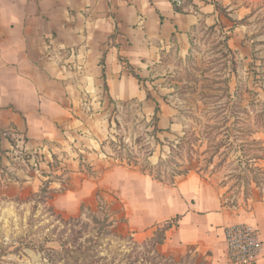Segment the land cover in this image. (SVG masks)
<instances>
[{
	"label": "crops",
	"instance_id": "1",
	"mask_svg": "<svg viewBox=\"0 0 264 264\" xmlns=\"http://www.w3.org/2000/svg\"><path fill=\"white\" fill-rule=\"evenodd\" d=\"M192 2L180 11L172 0H0V191H19L23 198L42 187L39 177H27L21 169L15 173L19 179L3 178V167L10 169L12 131L23 135L31 149L48 144L71 153L74 161L77 149L92 155L104 144L108 100L140 102L148 116L158 101V127L166 131L173 126L169 104L152 94L149 98L143 80L165 58L188 56L199 25L222 28L229 48L247 55L245 25L233 20L245 18L249 0ZM70 171L65 174L71 176L69 182L85 176L77 166ZM108 174L125 203L131 229L180 217L158 245L161 253L180 255L199 245L211 253L212 264H232L225 229L248 224L261 233L263 250L256 264H264V199L243 213L225 206L216 186L196 174L167 185L116 166L105 171L100 184L105 185ZM91 181L81 179L83 194ZM74 201L61 191L50 203L68 212Z\"/></svg>",
	"mask_w": 264,
	"mask_h": 264
},
{
	"label": "rangeland",
	"instance_id": "2",
	"mask_svg": "<svg viewBox=\"0 0 264 264\" xmlns=\"http://www.w3.org/2000/svg\"><path fill=\"white\" fill-rule=\"evenodd\" d=\"M247 3L250 11L243 18L246 33L242 41L247 55L227 50L222 28L211 31L199 25L188 56L165 58L149 80H143L145 89L169 104L173 126L166 131L155 130L153 116L145 114L140 102L108 100L106 138L92 155L77 149L73 161L71 153L50 147L40 163L9 157L10 169L3 167L2 171L5 180L19 179L15 173L21 169L27 177H39L41 186L48 185L51 194L55 193L54 198L66 191L75 201L63 212L50 202H37L38 193L20 198L19 191H0V264H56L51 262L52 254L69 239L68 220L81 216L82 204L84 216L100 207V216L109 213L118 220L102 242L100 255L107 258L105 262L113 261L118 253L115 264L141 257L151 239L163 237L168 223L177 218L159 227L131 229L127 208L115 193L110 174L104 179L106 186L99 183L105 171L116 166L146 169L167 185L175 171L187 170L215 185L224 202L235 204L231 207L243 213L255 199H264V44H256L264 41V0ZM253 52L256 61H252ZM73 166L85 176L69 182L71 176L65 174ZM182 176L174 177V182ZM84 177L92 181L83 194ZM124 215L127 220L120 222ZM190 248L195 250L184 257V264H209L207 248Z\"/></svg>",
	"mask_w": 264,
	"mask_h": 264
},
{
	"label": "trees",
	"instance_id": "3",
	"mask_svg": "<svg viewBox=\"0 0 264 264\" xmlns=\"http://www.w3.org/2000/svg\"><path fill=\"white\" fill-rule=\"evenodd\" d=\"M193 0H181V4H175V7L177 10H188L189 7L192 5ZM246 19V18H244ZM236 21L237 23H243L244 20H233ZM217 26H211L208 29L211 31L216 30ZM224 46L227 48V50L230 53H233V50L229 48V46L227 45V41L229 39V35L228 34H224ZM257 37V36H256ZM256 43V42H255ZM256 44H264V41L262 42H257ZM256 61V53L253 52L252 53V61ZM252 66V63L251 65ZM133 72V71H132ZM133 74L140 80L142 81L143 79L138 75L135 74L133 72ZM147 90V94L149 98L153 99V96L151 95L150 91L148 89ZM161 112V105L160 102L156 101V107H155V112L153 115V119L156 122V128L155 130L157 131H163V129L158 127V121H159V114ZM129 165V164H128ZM130 166V165H129ZM142 172L149 174L150 176H152L154 179H157L159 181H162L164 179H162L160 176H156L154 175L151 171L148 170H144V169H140ZM96 173V172H95ZM98 174V173H97ZM189 174V171L185 170V171H180L177 170L175 171V173H173L171 176L173 179H171V181H169L170 184H175L174 182V177L176 176H180V175H187ZM93 176H96L93 174ZM51 190H49V186L45 185L44 187H41L39 193L37 194V196H39V200L37 202H40L42 204H48L50 202V200L54 197L55 193L50 192ZM60 192V191H58ZM97 194L99 195L100 192L98 191ZM247 200H249L247 198ZM263 200L262 198H257L255 199L254 202L256 201H260ZM225 206L227 207H231L234 206L233 205H227V203H224ZM84 208L85 205L82 204L81 206V211L82 214L81 216L75 218L72 217L70 218V220H68V227L66 228V230H69L70 232V236L69 239L64 242L61 243V250H57L54 251L52 256L53 258H51V262L54 263L56 262V264H58L59 262L61 264H115L116 263V258L118 257V254H116V256H114V258H112L111 262H105V260L107 259L106 257H103L102 255H100L101 249H102V242L103 239L106 238V236L111 234V230L110 228L115 224V222H118V220H115L114 218H112V214L109 213H105L103 216H100L98 213V211L100 210V207L97 211L95 212H91L90 214L84 216ZM179 218L177 217V219L174 222H169L168 225L165 228L163 237L161 238H152L151 242L149 245L145 246L144 248V252L141 253V257H135V259L133 260H128V264H184L183 259H185L184 257L186 256H190V253L192 250V248H189L186 251V255L183 257H177L176 255H165L163 253H161L158 250V245L159 244H163L166 242L167 240V232L169 230H171L174 227L178 226L179 223ZM88 219V220H86ZM175 219V218H174ZM127 220L126 216L124 215L122 218H120V222H125ZM172 221V220H170ZM155 227H159L158 224L155 225ZM133 238V237H132ZM124 254L125 256V252L121 251L120 255ZM208 255L210 256L211 253L208 252ZM122 262V261H119ZM120 264V263H119ZM209 264H212L210 259H209Z\"/></svg>",
	"mask_w": 264,
	"mask_h": 264
},
{
	"label": "built area",
	"instance_id": "4",
	"mask_svg": "<svg viewBox=\"0 0 264 264\" xmlns=\"http://www.w3.org/2000/svg\"><path fill=\"white\" fill-rule=\"evenodd\" d=\"M180 5L181 0H172ZM12 138V147L9 157L23 158L29 163H40L50 152L48 144H43L36 149L27 146V140L16 131L9 133ZM227 243V258L232 264H256L262 254L263 239L257 228L248 224H238L225 229Z\"/></svg>",
	"mask_w": 264,
	"mask_h": 264
}]
</instances>
